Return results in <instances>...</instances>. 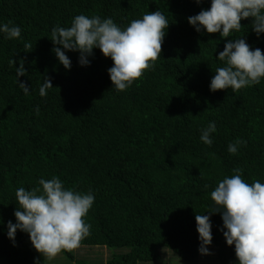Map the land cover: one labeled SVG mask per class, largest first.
<instances>
[{"label":"trees","instance_id":"16d2710c","mask_svg":"<svg viewBox=\"0 0 264 264\" xmlns=\"http://www.w3.org/2000/svg\"><path fill=\"white\" fill-rule=\"evenodd\" d=\"M210 7L211 0H0V24L21 28L19 39L0 33V264H61V254L69 264H104L85 257L95 248L105 264L157 262L170 253L180 264H238L221 214L208 212L211 192L235 168L246 183H264V78L237 92H212L210 83L228 40L264 52V33L257 36L250 19L227 39L198 33L188 18ZM158 10L169 22L161 57L123 92L113 89V61L99 48L88 66L65 50L68 70L53 51L52 28L70 27L78 15L111 18L123 30ZM21 60L26 74L18 78ZM45 77L53 88L42 97ZM210 122L209 146L200 137ZM237 139L246 144L230 154ZM53 176L66 190L91 191L94 203L81 246L44 261L27 233L8 238V222L16 223V190ZM196 214L210 216L208 255L199 251Z\"/></svg>","mask_w":264,"mask_h":264},{"label":"clouds","instance_id":"9594fccd","mask_svg":"<svg viewBox=\"0 0 264 264\" xmlns=\"http://www.w3.org/2000/svg\"><path fill=\"white\" fill-rule=\"evenodd\" d=\"M202 2L196 0L198 4ZM248 19L252 21V29L257 36L264 33V0H211L210 9L189 17L188 23L198 33L203 29L209 35L219 33L227 39L233 32L241 30V21ZM168 27L169 22L160 10L133 20L123 30L111 18L102 20L99 16L78 15L70 27H53L51 41L57 45L53 51L66 70L71 68V61L65 50L79 52V64L88 66L93 49L99 48L105 58L113 61L108 70L113 89L123 92L141 80L146 71L154 68L161 57ZM0 33L10 40L19 39L21 28L9 21L0 24ZM24 48L31 49V43H25ZM217 59L224 66L215 71L210 83L212 92L228 89L237 92L259 84L264 78V52L259 48L252 50L242 38L228 40ZM24 63L21 60L20 67L16 68L18 78L26 74ZM10 64H15V61H10ZM19 84L27 95L29 88L24 83ZM51 88L50 78L45 77L39 89L40 95L46 96V90ZM215 131V122H210L202 130L201 141L210 146L213 142L211 134ZM243 144L246 142L240 139L229 144V153L235 155ZM233 171L234 175L222 179L211 192L214 207L208 213L221 214L226 243L234 245L238 264H264V183L258 180L246 183L241 176L243 169L237 167ZM38 184L31 190L24 187L16 190V223L8 222V238L14 241L17 230L27 233L44 261H52L62 251L78 249L90 235L91 226L84 218L94 203V195L91 191L85 194L66 190L56 176L47 180L41 178ZM195 220L199 251L208 255V246L212 242L210 216L196 214Z\"/></svg>","mask_w":264,"mask_h":264},{"label":"rangeland","instance_id":"374dc122","mask_svg":"<svg viewBox=\"0 0 264 264\" xmlns=\"http://www.w3.org/2000/svg\"><path fill=\"white\" fill-rule=\"evenodd\" d=\"M85 257L87 259H89L90 257L91 258H99L103 261L104 264L108 260V257L105 254V252H103L99 249H96V248L93 250V252L90 255L87 254ZM60 261H61V264H69V262L67 261V258L63 254H61V260ZM200 262H198V263H200ZM209 263H211L210 260L205 261V264H209ZM141 264H180V261L179 260L177 261L176 259H174L172 253H170V255L167 256V258H163L161 261L159 260L157 262H147V263H141Z\"/></svg>","mask_w":264,"mask_h":264}]
</instances>
